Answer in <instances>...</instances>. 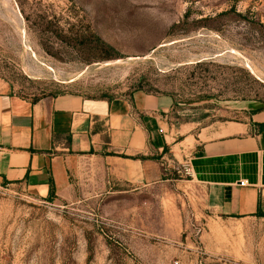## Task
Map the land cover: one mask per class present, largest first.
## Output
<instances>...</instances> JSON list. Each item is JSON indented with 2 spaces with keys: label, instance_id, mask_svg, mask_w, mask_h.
I'll return each instance as SVG.
<instances>
[{
  "label": "rangeland",
  "instance_id": "obj_1",
  "mask_svg": "<svg viewBox=\"0 0 264 264\" xmlns=\"http://www.w3.org/2000/svg\"><path fill=\"white\" fill-rule=\"evenodd\" d=\"M0 84L30 100L144 92L172 101L175 130L244 123L264 111V0H0ZM82 176L71 203L0 186V264H264V220L216 216L188 176Z\"/></svg>",
  "mask_w": 264,
  "mask_h": 264
},
{
  "label": "crops",
  "instance_id": "obj_2",
  "mask_svg": "<svg viewBox=\"0 0 264 264\" xmlns=\"http://www.w3.org/2000/svg\"><path fill=\"white\" fill-rule=\"evenodd\" d=\"M171 106L144 92L30 100L0 84V186L40 202L71 203L76 179L87 172L99 187L127 183L136 190L188 176L216 216L264 220V111L251 108L244 123L194 133L189 124L175 130Z\"/></svg>",
  "mask_w": 264,
  "mask_h": 264
},
{
  "label": "trees",
  "instance_id": "obj_3",
  "mask_svg": "<svg viewBox=\"0 0 264 264\" xmlns=\"http://www.w3.org/2000/svg\"><path fill=\"white\" fill-rule=\"evenodd\" d=\"M258 111H253V112H251L252 114H256ZM53 200L51 199V200H49V202H52ZM262 217H264V216H262Z\"/></svg>",
  "mask_w": 264,
  "mask_h": 264
},
{
  "label": "built area",
  "instance_id": "obj_4",
  "mask_svg": "<svg viewBox=\"0 0 264 264\" xmlns=\"http://www.w3.org/2000/svg\"><path fill=\"white\" fill-rule=\"evenodd\" d=\"M186 173H188V172H186ZM241 185L245 186V183H241Z\"/></svg>",
  "mask_w": 264,
  "mask_h": 264
}]
</instances>
